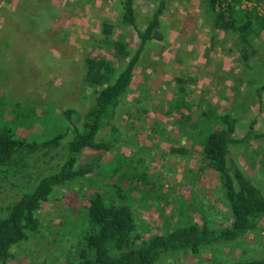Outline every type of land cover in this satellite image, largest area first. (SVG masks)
<instances>
[{"label": "rangeland", "instance_id": "374dc122", "mask_svg": "<svg viewBox=\"0 0 264 264\" xmlns=\"http://www.w3.org/2000/svg\"><path fill=\"white\" fill-rule=\"evenodd\" d=\"M161 5L159 30L163 41L146 45L130 90L111 121L121 135L117 145L120 154L143 158V162L132 161V165H138L136 170L148 174V180L156 184L152 192L158 199L156 206L147 197L141 199L136 189L129 193L135 199L133 212L145 237L161 233L168 222L179 221L181 203L195 209L204 206L216 228L229 224L228 208L220 197L216 173L200 170V146H193L186 137L182 138L176 113H162L178 94V87L186 89L185 102L192 104L191 112L198 111L202 100H206L205 104L212 107L210 110L215 109L219 115L228 112L239 118L234 138L243 139L247 134L252 138L248 145H232L229 158L264 194V161L261 160L256 170V132L261 129L256 131L259 106L255 94L256 72L261 66L256 56L263 52L264 43L259 41L264 42V32L250 47H245L246 61L241 59L243 44L238 36L231 30L214 28V15L206 0H137V30L122 31L132 51L139 43L137 31L145 29ZM120 10V0H0V103L7 104L6 119L18 116L24 124H31L27 129L14 125L18 135L37 136L42 132L44 139L51 138L65 123L54 122L63 110L83 114L93 105L92 90L81 83L84 60L87 56L104 58L119 69L117 59L102 46L101 29L104 19L117 24ZM120 31L117 28L114 36L118 37ZM256 50H259L257 55ZM0 113H3L1 108ZM24 115L30 116L27 121ZM109 130L107 126L101 137ZM179 148H185L188 154L171 151ZM96 155L94 151H82L78 167ZM113 156V153L105 154L101 172L86 181L54 191L39 212L38 232L11 249L7 264H66L76 256V246L87 234L84 217L89 196L113 184L119 185L126 194L129 185L140 183L132 177L123 179L119 174L112 175V167H118L117 164L109 167ZM60 158L52 162L49 156H41L30 177L18 176L8 184L1 183L0 216L21 191L34 185L39 173L55 167ZM188 214L194 221L201 219L197 209H190ZM259 226L258 234L245 236L244 247L251 248L248 251L251 257L264 256V218ZM242 252L240 246L232 254L226 246L215 251L218 257H226L221 259L224 261L237 259ZM208 254L204 253L200 262L206 261ZM198 261L188 255L163 259L160 264Z\"/></svg>", "mask_w": 264, "mask_h": 264}, {"label": "trees", "instance_id": "16d2710c", "mask_svg": "<svg viewBox=\"0 0 264 264\" xmlns=\"http://www.w3.org/2000/svg\"><path fill=\"white\" fill-rule=\"evenodd\" d=\"M136 1L120 0L121 10L117 24L108 19L102 21V46L117 59L119 69L115 68L114 62L104 58H85V73L81 83L92 90L94 101L83 114L72 109L63 110L54 122L61 125L63 120L65 123L57 129L58 132L55 130L56 133L51 138L44 139L42 132L37 136L28 133L27 137H21L14 125L18 124L20 128L27 129L31 124H24L23 119L19 120L18 111L14 112L17 117L6 119L4 109L7 104L0 103L3 111L0 113V186L1 183H10L18 176L30 177L41 156H49L52 162H57L58 157L62 156V160L55 167L39 173L34 185L21 191L17 199L5 208L6 213L0 216V264L8 263L14 246L25 242L30 235L38 232L39 212L54 191L86 181L101 172L104 165L103 156L108 153L114 154L109 167L116 164L118 166L112 167V175L119 174L123 179L132 177L140 183L129 185L126 194L119 185L113 184L111 188L95 190L89 196L84 217L87 234L83 242L77 244L76 256L66 264H160L163 259L188 255L199 259L196 264H264V256L251 257L248 255L251 248L244 247L245 236L260 232L259 224L264 218V194L246 176L244 170L229 158L230 147L248 145L252 135L247 134L243 139H235L239 118L228 112L219 115L215 109L210 110L212 107L205 104L206 100H202L201 105L197 107L198 111L191 112L192 104L185 102L186 89L178 86V94L169 101L166 112L162 113H176L179 116L177 124L182 138L186 137L193 146H200V170L208 169L216 173L220 197L228 208L229 224L214 227V219L209 217L204 206L196 207L201 219L199 222L194 221L188 212L190 209L196 210L195 206L181 203L176 204L179 207V221L165 224L166 221L161 233H151L147 237L141 234V226L133 212L132 204L135 199L130 197L129 193L136 189L140 192L141 199L147 197L156 206L158 199L152 193L156 184L148 180V174L136 170L138 165H132V161L139 164L143 162V158L135 159L120 154L117 145L121 135L113 124L111 125L117 109L130 90L135 68L146 45L155 40L163 41L159 30V18L163 13L161 5L145 29L137 31L139 43L135 51L131 50L126 40L127 35L122 31L137 30ZM242 1L231 0L225 12H215L218 0H206L214 15V28L235 33L243 44L241 58L247 61L245 47H250L264 32V18L239 10L237 6ZM117 28L121 31L119 36L115 37ZM263 91L264 84L255 91L256 99H261ZM182 109L186 111L182 112ZM28 116L24 115L23 118L27 121ZM33 116L35 118V115L31 114V118ZM107 126H110L109 132L101 137ZM152 131L159 133L154 129ZM85 150L94 151L97 155L78 167L80 153ZM171 151L188 154L185 148ZM131 169L133 172H130ZM141 186L150 188L145 190ZM224 246L230 254L239 246L243 252L237 259L224 261L221 259L226 257L220 258L215 253ZM204 253L210 255L208 254L209 258H205L206 261L202 263L200 257Z\"/></svg>", "mask_w": 264, "mask_h": 264}, {"label": "crops", "instance_id": "0c3cea01", "mask_svg": "<svg viewBox=\"0 0 264 264\" xmlns=\"http://www.w3.org/2000/svg\"><path fill=\"white\" fill-rule=\"evenodd\" d=\"M259 39V38H258ZM257 41V38H256ZM260 43H264L259 41ZM259 50H256V55ZM264 46L263 52L256 56V62H260L261 66L257 69L256 72V90L264 84ZM242 59V58H241ZM258 73V75H257ZM260 81V82H259ZM256 104L259 106V109L256 111V146L258 147V151L256 150V170L261 164V160L264 161V91L262 92L261 99H256ZM259 120V122H257Z\"/></svg>", "mask_w": 264, "mask_h": 264}, {"label": "built area", "instance_id": "2783aa9c", "mask_svg": "<svg viewBox=\"0 0 264 264\" xmlns=\"http://www.w3.org/2000/svg\"><path fill=\"white\" fill-rule=\"evenodd\" d=\"M231 0H218L215 4V12L222 10L225 12ZM237 8L247 13H254L258 17L264 18V0H243Z\"/></svg>", "mask_w": 264, "mask_h": 264}]
</instances>
